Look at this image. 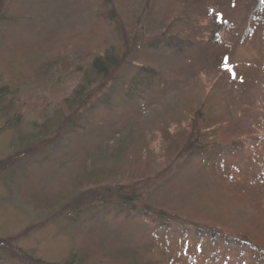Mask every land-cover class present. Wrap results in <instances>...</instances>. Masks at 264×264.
<instances>
[{"label":"trees","instance_id":"obj_1","mask_svg":"<svg viewBox=\"0 0 264 264\" xmlns=\"http://www.w3.org/2000/svg\"><path fill=\"white\" fill-rule=\"evenodd\" d=\"M86 1L96 5L87 30L41 27L0 56L1 129L21 130L49 106L69 110L57 154L74 170L26 193L83 237L61 263L12 238L0 254L21 264H264V62L242 73L223 38L264 43V0H138L135 12ZM225 1L245 4L239 25ZM162 54L173 64L154 65ZM134 224L148 237L134 238Z\"/></svg>","mask_w":264,"mask_h":264},{"label":"rangeland","instance_id":"obj_2","mask_svg":"<svg viewBox=\"0 0 264 264\" xmlns=\"http://www.w3.org/2000/svg\"><path fill=\"white\" fill-rule=\"evenodd\" d=\"M12 1V10L6 2L0 5V14L7 13L6 19L0 20V56L7 54L18 41L33 38L41 27L87 30L96 8L94 2L86 0ZM241 1L243 0H239ZM239 2L234 8H231L232 1L231 3L225 1L221 6V9L233 15L237 25L244 20L243 17L246 14V10L243 9L245 4ZM121 5L134 12L139 6L138 0H122ZM164 23L151 26L147 34L153 39ZM223 38L227 43L225 46H231L230 58L233 62L240 64L239 70L242 73L245 71L248 75H254L255 71L247 64L264 62L262 39L255 38L252 42L241 44L237 38L233 41L230 35H224ZM152 57L154 65L173 64L172 59L166 58L167 54L152 55ZM118 90L120 91V83H117L109 94L114 95ZM102 96L103 94L96 95L93 99L94 103H101ZM65 111L60 113L49 106L46 115L36 117L32 113L21 130L1 129L4 121L0 115V163L7 161L13 155L17 156L21 151L23 156L16 158L9 168H4L7 171L13 168L12 170L0 174V239L12 238L17 248L52 263L67 260L83 236L75 235L77 231L68 228L67 214H63L64 217L59 219H50L52 213L36 212L29 199V193L26 192L27 189L31 191V187H38L37 189L44 187L50 190L74 170V164L68 161V155L57 154L58 147L68 142V139L64 137L68 133L67 128L62 126L65 116L69 115L67 108ZM158 112L159 109L155 111V113ZM147 116L153 118L151 112L147 113ZM57 130L61 132L56 139H53ZM69 132V139H74L75 133ZM74 147L78 148L76 144L73 145ZM34 148L39 150L35 154H30L29 150ZM24 152L27 153L23 154ZM244 158L247 159L248 155L244 154ZM133 228L137 229L132 233L134 238L148 237L149 232L146 229L138 227L137 224H134ZM3 255L0 254V258H4L3 264H21Z\"/></svg>","mask_w":264,"mask_h":264}]
</instances>
